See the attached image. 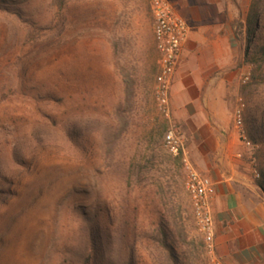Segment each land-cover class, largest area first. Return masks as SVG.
Wrapping results in <instances>:
<instances>
[{
	"label": "rangeland",
	"instance_id": "obj_1",
	"mask_svg": "<svg viewBox=\"0 0 264 264\" xmlns=\"http://www.w3.org/2000/svg\"><path fill=\"white\" fill-rule=\"evenodd\" d=\"M229 1L241 32L253 0ZM61 2L0 0V264H122L125 228L136 264H207L184 163L164 144L168 124L151 89L152 63L138 98L135 82L124 87L117 80L125 60L136 62L138 53L113 54L112 70L101 61L106 0ZM117 2L126 23L133 6L111 0L113 9ZM261 6L264 12V1ZM235 47V81L221 125L225 141L242 144L258 182L254 172L264 167V14L251 46L258 66L245 61L246 33ZM240 106L253 148L235 128ZM97 213L101 235L93 229Z\"/></svg>",
	"mask_w": 264,
	"mask_h": 264
},
{
	"label": "crops",
	"instance_id": "obj_2",
	"mask_svg": "<svg viewBox=\"0 0 264 264\" xmlns=\"http://www.w3.org/2000/svg\"><path fill=\"white\" fill-rule=\"evenodd\" d=\"M128 1V0H127ZM174 13L190 27L171 90L174 118L186 129L189 151L197 168L216 183L214 219L218 254L227 264H264V192L252 176V163L243 146L225 141L221 110L226 108L229 85L235 81V11L229 0H167ZM134 13L123 21V3L100 7V56L112 70L113 54L138 53L123 63L117 80L139 86L151 62L154 85L158 52L149 0H129ZM124 13V12H123ZM126 63V64H125ZM138 63L139 65L136 66ZM129 72V73H128ZM186 190V189H185Z\"/></svg>",
	"mask_w": 264,
	"mask_h": 264
},
{
	"label": "built area",
	"instance_id": "obj_3",
	"mask_svg": "<svg viewBox=\"0 0 264 264\" xmlns=\"http://www.w3.org/2000/svg\"><path fill=\"white\" fill-rule=\"evenodd\" d=\"M154 17V37L158 52V74L154 85V99L159 113L165 118L168 129L164 135L166 149L180 158L185 166L186 192L191 200L195 224L205 245L207 264H227L218 254L214 201L216 183L199 170L191 159L182 127L174 118L171 90L178 63L189 38L190 27L186 20L177 16L167 0H150ZM249 76L245 77V82ZM235 128L248 148H253L245 130L244 107L235 111ZM255 177L261 178L255 170Z\"/></svg>",
	"mask_w": 264,
	"mask_h": 264
},
{
	"label": "trees",
	"instance_id": "obj_4",
	"mask_svg": "<svg viewBox=\"0 0 264 264\" xmlns=\"http://www.w3.org/2000/svg\"><path fill=\"white\" fill-rule=\"evenodd\" d=\"M263 1L264 0H253L251 7L249 9L245 24H241V28H242L241 32L237 31L235 22L233 24V26L235 28V39H237L238 37H241L242 35H244L246 33L247 48L245 51V61L252 63L255 66L256 65L258 66V64L255 61V59L252 58L251 46L253 45V43L256 39V36L258 35V32L261 28V19H262V15L264 14V12L261 10V7H262L261 4ZM61 3L62 4L64 3L63 0ZM243 31H245V33ZM254 77H256V76H254ZM260 171H261V178L259 179L258 183L264 192V167H261ZM95 217H96V220L94 221L93 229L95 230L97 235H101L102 231H103V227H102V224L100 223V217H99L98 213ZM110 217H111V214H110ZM115 218H116V216H115ZM113 219H114V217H113ZM121 232H122L121 230H115V234H117V236H119V234L121 236ZM122 233H123L122 237H121L122 243H123L122 252L125 254L123 256V259H122V264H136V261H135V243L133 241H130L131 238H130V234H129L128 229L125 228L124 232H122ZM169 242H171V239H169L167 237V242L164 244L165 251H167V244ZM172 252H174V251L172 250ZM88 264H90V263H88Z\"/></svg>",
	"mask_w": 264,
	"mask_h": 264
}]
</instances>
